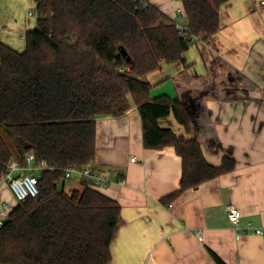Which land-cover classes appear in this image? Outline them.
<instances>
[{
	"label": "trees",
	"instance_id": "trees-1",
	"mask_svg": "<svg viewBox=\"0 0 264 264\" xmlns=\"http://www.w3.org/2000/svg\"><path fill=\"white\" fill-rule=\"evenodd\" d=\"M178 1L190 34L210 44L228 0ZM34 3L36 27L26 33L23 51L0 43V178L11 161L23 166L30 153L52 170L41 173L38 196L17 204L0 229V264H111L119 204L85 183L64 191V170L95 160L97 118L123 117L131 99L144 148L174 149L182 176L179 190L161 200L166 206L235 163L224 158L219 167L211 166L197 140L160 128L159 121L172 115L191 133L199 102L209 92L177 89L173 99L151 98L147 77L164 64L183 65L173 78L199 86L200 76L184 65L193 42L147 0ZM208 253L214 264H226Z\"/></svg>",
	"mask_w": 264,
	"mask_h": 264
},
{
	"label": "crops",
	"instance_id": "crops-1",
	"mask_svg": "<svg viewBox=\"0 0 264 264\" xmlns=\"http://www.w3.org/2000/svg\"><path fill=\"white\" fill-rule=\"evenodd\" d=\"M147 2L174 23L185 20L178 0ZM34 12V0H0V43L23 51L21 35L35 29L36 18L30 22ZM219 16L221 28L210 44L194 42L184 55L188 73L200 76L199 86L173 78L182 64L172 65L168 75L160 69L147 79L153 76L154 84L171 79L173 91L166 96L172 99L178 90H207L191 133L172 115L159 126L197 140L209 165L219 167L230 158L235 166L182 193L168 208L161 200L179 190L182 176L174 149L144 148L141 118L131 99L123 117L97 118L96 157L91 164L118 171L121 181L98 189L121 208L111 264H214L208 250L226 264H264V236L241 234L247 224H264V0H228ZM19 17L23 24L17 22ZM76 183L73 190L80 185L79 180ZM4 203L11 210L17 205L1 177L0 205ZM229 206L240 215L237 229L228 222Z\"/></svg>",
	"mask_w": 264,
	"mask_h": 264
},
{
	"label": "built area",
	"instance_id": "built-area-1",
	"mask_svg": "<svg viewBox=\"0 0 264 264\" xmlns=\"http://www.w3.org/2000/svg\"><path fill=\"white\" fill-rule=\"evenodd\" d=\"M182 11L178 10L180 15ZM30 16L37 18L36 13H30ZM176 30L182 36L183 39H190L194 42H203L199 37L193 36L188 30V23L186 20L175 23ZM25 33L21 35V39L25 40ZM134 160V159H132ZM52 170V168L45 161H36L34 154L30 153L25 158V165L11 161L6 166V174L3 176L10 191L12 192L17 204L24 202L28 198H35L39 194V178L41 173ZM72 175H77L80 183H85L95 189H105L112 185L120 184L119 172L116 170H100L92 164H87L80 170L77 169H65L64 170V182H69ZM171 206L169 205L168 208ZM11 212L10 207L7 204L0 205V229L5 225L8 215ZM228 222L233 229H237L240 215L238 211L229 206L227 208ZM250 233L255 236H264V224L253 227L247 224L242 229L241 234ZM235 238L240 239V235L236 234Z\"/></svg>",
	"mask_w": 264,
	"mask_h": 264
},
{
	"label": "rangeland",
	"instance_id": "rangeland-1",
	"mask_svg": "<svg viewBox=\"0 0 264 264\" xmlns=\"http://www.w3.org/2000/svg\"><path fill=\"white\" fill-rule=\"evenodd\" d=\"M3 6L5 7L4 9H6V7H7V3L4 4ZM17 22L23 24L22 17H19V18L17 19ZM30 22L35 23V17H33V18L30 20ZM22 27H23V26H22ZM19 32H20V31H16L17 34H19ZM20 43H22V45H23V44H24V40H21ZM22 48H23V47H22ZM171 67H172V65H164V66L161 68V72H164V75H165V74L168 75V73L172 71V70H171ZM152 77H153V76H151V77L148 78V81L150 82V84H151V86H152V88H151V90H150V96H151V97L157 96V95H159V94H165V95H166V94H171V93H172V91H173V90H172V86H171L172 84H171L170 81H168V80H171V79H167V80L164 81L163 83H157V84H154V83H153V82H154V79L152 80ZM76 180H78L77 175H72L70 181L65 183L64 191H65L66 193H69V192H71V191L74 189V187L72 188V185H73V183H74V184H77V183H76ZM59 188L61 189V185L59 186ZM77 188H78V190H79V189L81 188V186L79 185ZM77 188H76L75 190H77Z\"/></svg>",
	"mask_w": 264,
	"mask_h": 264
},
{
	"label": "water",
	"instance_id": "water-1",
	"mask_svg": "<svg viewBox=\"0 0 264 264\" xmlns=\"http://www.w3.org/2000/svg\"><path fill=\"white\" fill-rule=\"evenodd\" d=\"M121 53H122V56L123 57L126 56V52L124 50H121ZM126 59H127V61H129V58L128 57Z\"/></svg>",
	"mask_w": 264,
	"mask_h": 264
}]
</instances>
